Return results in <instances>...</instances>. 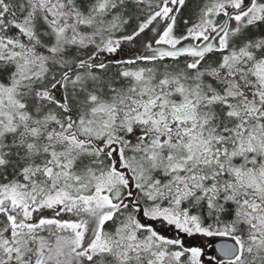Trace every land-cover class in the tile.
I'll return each mask as SVG.
<instances>
[{"label": "snow or ice", "instance_id": "6c2138e0", "mask_svg": "<svg viewBox=\"0 0 264 264\" xmlns=\"http://www.w3.org/2000/svg\"><path fill=\"white\" fill-rule=\"evenodd\" d=\"M0 264H264V0H0Z\"/></svg>", "mask_w": 264, "mask_h": 264}]
</instances>
